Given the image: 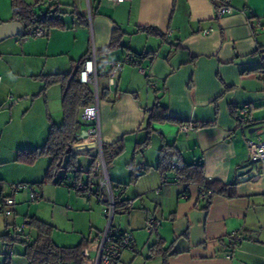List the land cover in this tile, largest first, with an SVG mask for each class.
<instances>
[{
  "label": "crops",
  "instance_id": "0c3cea01",
  "mask_svg": "<svg viewBox=\"0 0 264 264\" xmlns=\"http://www.w3.org/2000/svg\"><path fill=\"white\" fill-rule=\"evenodd\" d=\"M228 1L233 11L217 18L210 0H57L54 14L62 27H51L39 37L13 36L14 40L2 46L5 57H11L7 62L9 71L14 69L13 79L73 71L91 51L98 64L121 59L125 52L153 51L138 65H124L114 87L108 88L106 79L98 91L99 141L81 138L87 140L88 158L83 159L87 163L98 154L99 142L122 140L123 152L107 167V176L115 189H122L121 198L131 189V197L123 198L131 201L125 211L129 229L143 226L148 214L160 220L152 244L160 241L168 264H264V162L249 160L248 144L249 140H264V79L251 71L264 65V0ZM37 7V13L48 9ZM11 17L2 22L11 21ZM145 26L158 33L136 31ZM115 30L124 33L122 44L128 50L96 53L109 44ZM139 65H145V70L133 67ZM2 83L3 77L0 87ZM12 87L10 84L9 90ZM59 92L61 101V88ZM156 97L171 119L157 123L159 147L162 140L174 144L185 163L203 164L207 178L235 184L234 197L215 196L206 206L199 187L177 183L172 171L161 176L156 168V146L143 151L141 159L132 156L147 136V113ZM14 98L13 93L0 91V103ZM230 105L244 115L246 123H237L229 113ZM242 109L247 112L242 114ZM188 123L196 127L182 131L181 124ZM83 124L79 136L86 129ZM252 127L256 130L250 133ZM151 140L152 134L150 145ZM134 173L136 182L128 185ZM250 174L253 176L247 179ZM6 176L0 174V179L5 182ZM37 188L41 194L38 201L46 199L44 204L51 210L52 222L43 221L52 224L56 244H68L63 235L69 223L65 208L69 206L64 203L86 206L73 193L90 202L89 207L99 206V218L93 212L91 219L102 228L100 205L93 197L85 198L64 184L44 183ZM184 191L185 198L181 196ZM137 200L142 207L139 210L133 208ZM101 228L95 237L91 232L82 237L88 240L90 254L96 250ZM235 231L243 240L232 257L226 258L227 236ZM134 245L133 250H124L115 264H133L137 259L142 264H161L160 255L136 257L135 239Z\"/></svg>",
  "mask_w": 264,
  "mask_h": 264
},
{
  "label": "trees",
  "instance_id": "16d2710c",
  "mask_svg": "<svg viewBox=\"0 0 264 264\" xmlns=\"http://www.w3.org/2000/svg\"><path fill=\"white\" fill-rule=\"evenodd\" d=\"M45 2H49L50 6L43 7ZM10 4L12 11L11 20H18L21 22L23 29L39 25L43 27L47 33L51 27L63 26L59 16H55L54 14L55 11L58 10V7H56L58 5L57 0H30V2L27 0H11ZM39 5H42L43 9L48 8L47 11L40 13L35 12L34 7ZM1 22L0 20V23ZM136 31L158 33L155 28L149 26L137 27ZM123 35L124 33L121 31H113L109 44L96 53L109 52L117 48L126 49L127 47L122 44ZM19 36H23V34ZM128 53L131 55L128 64L138 65L141 60L147 58L153 51H130ZM89 54L83 56L78 61L73 71L34 76L43 83L40 91L41 93L45 92L50 86H60L62 122L60 125L52 124L50 126L48 137L41 146L18 150L15 160L25 164H32L38 157L47 156L49 162L43 177V181L45 182L52 181L54 184H64L70 187L69 184L65 182L67 176H72L75 181L82 180L83 182L85 181L86 183L92 184L96 182V180L94 182V179H97V174L94 172V164L97 155L91 158L88 169L85 172L86 177L84 178V172L80 168L78 162V153L73 151L74 144L82 139L79 138V128L82 124L79 114L84 106L94 100L92 89L88 85L77 80L79 70ZM102 65L103 64L97 63L99 68ZM251 71L256 72L264 79V65L256 67ZM98 97L100 98V93ZM229 113L236 119L237 123L241 124L247 122L244 115L240 116L237 112V108L232 105L229 106ZM164 120L171 119L166 115V108L159 102L158 97H156L155 103L147 113L145 123L147 136L142 142L136 145V151L143 150L150 144V132L153 123L163 122ZM123 149L124 145L122 140H118L111 144H101L106 168L123 152ZM156 168L163 178L167 173L172 171L177 183L185 187L191 184L199 187V190L204 192V198H202V200L206 202V206L215 196H235V184L207 178L204 175L203 164L200 161L185 163L176 146L166 143L164 140H162L159 149ZM60 173L62 176L58 175ZM136 177L137 175L134 173L130 180L132 181L136 179ZM2 182L3 181L0 179V184ZM76 191L81 195L78 190ZM1 197L2 195H0V202ZM129 201L130 199H123L120 197V200L116 204L115 214L120 212L121 209L128 211L130 207L128 204ZM1 211L2 206L0 205V212ZM23 224L27 230L29 229L27 231L30 236L29 242H26L20 235H11L10 232L0 235V238L4 241H21L24 244L22 255L26 258L27 264H82L84 262L85 257L83 255V249L88 244L86 238H82V240L75 245H58L52 239L53 226L51 223L43 221L35 216H25ZM7 226L8 223H6V227ZM160 244V241L157 240L149 247L150 254L147 258L160 255L162 258L161 264H168L166 249L162 248ZM8 246L11 247V244H8Z\"/></svg>",
  "mask_w": 264,
  "mask_h": 264
},
{
  "label": "rangeland",
  "instance_id": "374dc122",
  "mask_svg": "<svg viewBox=\"0 0 264 264\" xmlns=\"http://www.w3.org/2000/svg\"><path fill=\"white\" fill-rule=\"evenodd\" d=\"M10 1L11 0H0L1 21L2 19H9L12 16ZM39 9H42V5L37 7V10ZM13 38L14 37H9L0 41V75L3 77V83L0 87V91L2 93H13L15 95L14 99H11L6 103H0V174L7 175L6 178L3 177L5 180L4 184L25 181L29 184H33V186L38 190L37 187L42 186L44 183L53 184L52 181H43L49 158L47 156H40L32 164H25L16 161L15 156L16 152L20 149L41 146L48 137L50 126L52 124H61L62 114L60 107V87L59 85H54L55 89H50L53 88L50 87L48 89L49 91H47L46 100L44 92H40L43 86L42 81L32 79L30 77H18V79H13L11 72H13L14 69L13 71H9L8 65L10 62H7L11 59V57H5V52L3 51L4 48L2 47L5 42H8V40H14ZM133 43H136V41H133ZM1 53L3 56H1ZM133 67H140L145 70V65ZM105 82L106 76L104 74L100 75L98 77V88H100ZM10 84H12L15 88L12 87V89L9 90ZM23 85L24 90L21 89ZM29 91H32L34 94H25L29 93ZM13 101L16 102L10 103ZM6 105L8 106L5 107ZM157 123L160 124L161 122L153 123L156 125L152 127L150 132L152 134L151 145L149 144L145 149L139 151H136L135 148L136 153L134 155V153L131 152L132 156H136L137 159H141V154L149 148V146L152 148L151 150H153L156 146L159 153V137L156 134L158 133L157 128L159 126ZM82 125L84 124L82 123ZM86 142L87 140L81 139L73 146V151L78 153V162L80 164V168L84 172V178L86 177L85 172L89 166V162L87 163V161L83 160L88 158L85 148ZM58 175L62 176L61 173ZM136 179L129 181L128 185H134ZM24 195V193L21 194L20 192L15 193V204L11 208V215L9 217H5L3 212H0V235L9 232L10 227H6V223H15L16 225H20L24 222L25 216L37 215L41 220L52 222L51 210L48 208L47 204H44L47 202L46 199L42 202L41 200L40 202H30L27 199L22 200V196ZM73 196L78 199V201H83L82 203L86 204L87 207L82 205L78 206V204L74 202H72V204L64 203L65 207L66 205L69 206V208H65L68 210L67 213L69 215V223L67 228L64 230L67 235H63V238L68 241V244H66L67 246L77 244L82 240V237H88L91 235L90 232L95 237L97 230L101 228L96 226L95 222L92 223L91 219L93 212L96 213V215L98 214L97 217L99 218V206L97 204H92V207H89L90 204L87 203L90 202L84 201L82 197H79L74 193ZM125 197H131V189L122 195V198ZM151 202L152 200L150 203ZM133 208H135V210L142 208L140 201L137 200ZM127 217L128 213L125 211L116 213L113 220L114 226H119L122 229H129L127 226ZM99 220V222L102 223L101 229H103L105 222L101 218ZM127 231H130L135 239L136 251H138V254L135 256L146 258L147 253L150 254L149 246L155 240V232L150 234L144 224L141 227L132 228ZM8 244H11L13 252L10 258L7 256L9 251L8 247H10ZM23 250L24 244L21 241H4L0 238V264H27L26 258L22 255ZM91 255L94 256L95 251H91ZM133 264L142 263L139 259H137Z\"/></svg>",
  "mask_w": 264,
  "mask_h": 264
},
{
  "label": "built area",
  "instance_id": "2783aa9c",
  "mask_svg": "<svg viewBox=\"0 0 264 264\" xmlns=\"http://www.w3.org/2000/svg\"><path fill=\"white\" fill-rule=\"evenodd\" d=\"M109 1L119 2L121 0ZM210 1L213 5L217 18L230 14L233 11V8L230 6L228 0ZM43 5L44 7L50 6L49 2H45ZM204 32H207V30ZM22 34L25 38L39 37L44 36L46 34V30L39 25H34L23 29ZM130 57V53L127 52L121 59L108 61L100 68L97 66L94 51H91L88 58L85 59L77 75V80L88 85L92 89L94 100L84 106L79 115L80 120L86 124V129L84 130L82 138L87 140L97 138L99 141L98 77L104 74L107 79L108 88L114 87L117 76L123 66L129 63ZM150 85L153 84L150 83ZM246 112L247 110L245 109L241 110L242 114ZM194 127H196L194 124L188 123L181 124L180 129L182 131H186L193 129ZM248 144L249 160L254 163L264 162V140H249ZM94 172L97 174V179L94 184L86 183L82 180L75 181L72 176H67L65 178V182H67L72 189L78 190L83 197H93L96 200V202L100 205L101 215L105 222L100 238L98 239L95 255L92 256L89 250L85 247L83 249L85 260L82 264H115L124 250H133L135 245L134 237L130 231L121 230L113 224L116 204L120 200L122 189H115L109 181L100 142L99 151L94 164ZM157 191L158 190H156V192ZM18 192L25 193L26 199L30 202H37L41 198L40 192L32 184L25 182L4 184V182H2L0 184V195H2L0 205L2 206L1 212H3L5 217H9L11 215V208L15 204L13 195ZM181 196L185 198L187 197V193L184 191L181 193ZM200 196L201 198H204L203 191H200ZM128 204L131 205V201H129ZM159 224L160 220L155 216L150 214L146 216L144 226L150 234L157 230ZM8 227H10L9 232L11 235H20V237H22L26 242H29L30 236L23 223L20 225L8 223ZM242 240V234L236 231L229 233L227 236V251L224 256L226 258H231L233 251ZM8 248L9 251L7 256L10 258L13 252L11 247Z\"/></svg>",
  "mask_w": 264,
  "mask_h": 264
},
{
  "label": "water",
  "instance_id": "95a60500",
  "mask_svg": "<svg viewBox=\"0 0 264 264\" xmlns=\"http://www.w3.org/2000/svg\"><path fill=\"white\" fill-rule=\"evenodd\" d=\"M22 31H23V25L18 20L1 22L0 23V41L6 38H9V37L18 36L22 34ZM255 130L256 128L252 127L248 131L251 133V132H254ZM83 134H84V131L81 132L79 137L81 138ZM252 176L253 174L248 175L247 179L251 178Z\"/></svg>",
  "mask_w": 264,
  "mask_h": 264
}]
</instances>
